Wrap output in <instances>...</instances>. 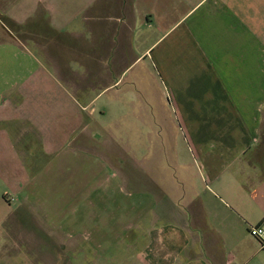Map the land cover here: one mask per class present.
<instances>
[{"label":"crops","instance_id":"0c3cea01","mask_svg":"<svg viewBox=\"0 0 264 264\" xmlns=\"http://www.w3.org/2000/svg\"><path fill=\"white\" fill-rule=\"evenodd\" d=\"M1 16L0 264H264V0Z\"/></svg>","mask_w":264,"mask_h":264},{"label":"built area","instance_id":"2783aa9c","mask_svg":"<svg viewBox=\"0 0 264 264\" xmlns=\"http://www.w3.org/2000/svg\"><path fill=\"white\" fill-rule=\"evenodd\" d=\"M250 234L264 247V225L254 224L249 227Z\"/></svg>","mask_w":264,"mask_h":264},{"label":"rangeland","instance_id":"374dc122","mask_svg":"<svg viewBox=\"0 0 264 264\" xmlns=\"http://www.w3.org/2000/svg\"><path fill=\"white\" fill-rule=\"evenodd\" d=\"M1 18V20H5V18H3L2 16L0 17ZM131 139H132V137H130ZM132 141H134V139L133 140H131V142ZM182 141V140H181ZM264 141V140H263Z\"/></svg>","mask_w":264,"mask_h":264}]
</instances>
